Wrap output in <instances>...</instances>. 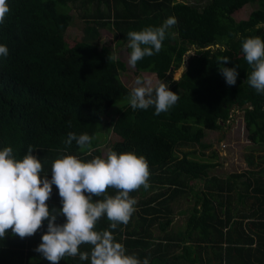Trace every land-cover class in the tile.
Segmentation results:
<instances>
[{
  "label": "trees",
  "instance_id": "16d2710c",
  "mask_svg": "<svg viewBox=\"0 0 264 264\" xmlns=\"http://www.w3.org/2000/svg\"><path fill=\"white\" fill-rule=\"evenodd\" d=\"M109 1L112 6L115 1L121 7L123 4L130 17L110 15ZM7 3L10 11L0 24V45L8 48V56H0V150L11 147L13 157L20 160L33 146V155L42 164L41 177L51 180L53 162L64 155H74L83 162L101 158L100 147L108 145L102 123L118 105L109 124L117 140L109 143L107 154L143 156L150 172L149 187L129 193L137 202L130 220H165L159 224L163 235L156 245L162 249V257L155 259L157 249L152 245V254H145L149 264H264V157L258 156L256 162L247 156L245 172L219 178L209 174L217 164L193 159V153L184 151L176 156L183 147H207L199 136L203 129L211 128L207 116L226 119L230 105L239 110L245 103L250 106L240 116L246 141L264 149V94L247 83L252 68L247 61L227 62L225 67L237 66L233 86L215 71L220 63L212 59L191 60L177 81L171 78L191 45L193 49H199V44L229 49L246 38L262 40L264 0H204L202 5L176 0ZM246 4L254 9L245 19L235 20L232 15ZM76 9L83 14L82 38L66 47L64 33L71 22V10ZM89 10L93 12L89 14ZM169 17H175L177 23L168 30L161 51L144 57L133 69L135 75L151 73L178 95V103L160 115L154 114V106L133 110L128 103L130 90L119 79L125 65L112 57L110 49L97 44L98 31L106 28L121 45H128L129 31L158 27ZM127 50L131 52L129 47ZM198 102L203 107L191 110V103ZM194 113L195 122L187 123L186 117ZM100 131L102 137L97 138ZM69 132L94 139L81 149L75 141L65 143ZM199 179L203 188L196 191L190 182ZM108 189L112 197L118 194L117 189ZM57 190L53 185L46 202L50 211L62 208ZM189 194L192 205L187 200ZM178 204L186 205L178 213L185 215V223L171 235L165 229ZM25 241L8 230L0 238V264H21ZM140 243L147 247L150 241Z\"/></svg>",
  "mask_w": 264,
  "mask_h": 264
},
{
  "label": "clouds",
  "instance_id": "9594fccd",
  "mask_svg": "<svg viewBox=\"0 0 264 264\" xmlns=\"http://www.w3.org/2000/svg\"><path fill=\"white\" fill-rule=\"evenodd\" d=\"M9 11L7 0H0V24L4 23ZM176 23L175 17H169L158 27L129 31L127 40L131 52L128 64L135 67L144 57L158 54L168 30ZM242 51L252 68L247 83L257 93L264 94V40L246 38L242 41ZM0 56H8L5 45H0ZM229 60L222 57L218 71L226 84L233 86L238 72L237 66H224ZM134 83L136 86L128 93V103L133 110H147L154 106V114L160 115L168 112L179 99L163 83L153 88L150 80L141 77H137ZM93 139L88 134L77 136L69 132L65 143L70 145L75 141L84 149ZM33 151L30 145L27 154L17 160L11 147L0 150V238H4L8 230L21 238L32 236L47 220V232L42 235V242L35 251L50 264H59L65 256L77 255L82 261L90 259V264H149L147 258L141 261L135 255H127L125 247L115 241L111 231L94 230L102 216L111 222V229L128 224L137 203L129 193L141 186L149 187L150 172L143 156L112 151L106 159L96 157L83 162L74 155H64L53 162L49 180L46 176L41 177L42 164ZM53 185L58 189L62 208L50 211L46 202ZM108 188L117 189L118 194L114 197L104 195ZM93 196H104V199L93 202ZM58 216L65 217L66 221L57 224ZM82 244L91 246L90 253L79 252Z\"/></svg>",
  "mask_w": 264,
  "mask_h": 264
},
{
  "label": "rangeland",
  "instance_id": "374dc122",
  "mask_svg": "<svg viewBox=\"0 0 264 264\" xmlns=\"http://www.w3.org/2000/svg\"><path fill=\"white\" fill-rule=\"evenodd\" d=\"M176 1H184L188 4H199L202 5L204 3V0H176ZM254 5H256L254 3ZM91 6V5H90ZM105 12V9L102 8ZM254 9V6H251L249 4H246L243 8L236 11L232 17L235 20H241L245 19L247 15ZM92 10H89V14L92 13ZM85 13V12H84ZM71 22L69 24V27L66 29L64 33V42L65 46H71L73 42L78 41L82 38V27H83V21H82V11L80 9L71 10ZM99 37L97 39V44L104 45L110 51L112 52V57L115 59L120 60L125 65V71L119 73V79L122 85L127 88L128 90H131L133 87H135V80L136 75L137 77H141L144 80H150L152 82V87L155 88L160 83L156 81L155 77L151 73H136L134 74V69L128 64V58L130 51L127 50L128 45L120 43V41L113 38L112 31L108 29H99L98 31ZM263 39L264 40V32H263ZM199 49H193V46L191 45L188 48V51L185 53L184 56V62L171 74L172 81H177L176 79L179 78V76L186 70L188 67V62L191 60H205V59H212L214 61H220L222 57H228L229 61H246L244 53L242 51V42L238 41L234 43L229 49L223 48L219 45H212L210 47H203L201 44ZM209 50V52H208ZM219 65V63L217 64ZM220 66V65H219ZM215 71H218L215 70ZM181 88L183 86L179 85ZM184 89V87H183ZM177 92V91H176ZM178 103V101H177ZM176 103V104H177ZM247 103H245L243 106H245ZM118 105L113 107L110 111L107 117L104 119V122L102 123V132L105 133L107 136L106 140L109 143L117 140V138L111 134L109 130V124L111 123V119L115 117V113L118 112ZM206 106V105H205ZM242 106V107H243ZM203 107V104L201 102L198 103H191L190 109L191 110H200ZM241 107V108H242ZM240 108V109H241ZM240 109H236V107H231V105L227 108V113L224 114L225 117H219V115L216 116V118L212 119L210 116H207L210 121H207L206 123H210L211 128L210 129H203L202 135L200 136L201 144H206V148H200L197 145H190L187 147L181 148L180 152L176 153L177 157L181 156V152H189L193 153V156L191 158L197 159L200 161H207L210 163H215L218 166L213 169L212 172H210V175L218 176L219 178H224L226 175L234 174V173H243L247 170L245 157L252 156L253 158L262 156L264 157V149L260 148L258 146H254L250 144L248 141H246L245 138V132L243 129V123L241 121V114ZM196 115V116H195ZM189 122H195L197 119V113L191 114L188 117ZM185 119V118H184ZM184 119L182 122H184ZM191 119V121H189ZM226 121V123H224ZM222 123L223 127L219 124ZM219 126V129L217 128ZM97 138L102 137L101 131L98 132ZM219 143L223 144V147L219 145ZM108 145L104 147H100V153L101 156H106L108 152ZM223 148V149H222ZM214 152V153H213ZM213 153L214 158L210 157V155ZM200 154H204V157H201ZM257 162V161H256ZM261 167L264 170V164H261ZM263 181H264V174H263ZM191 187H193L194 190L200 191L203 188V180H195L193 182H190ZM188 202L192 205L193 202V196L189 194L188 196ZM233 202V201H232ZM249 202H247L248 204ZM233 204V203H232ZM179 205V208H184L186 205L183 204ZM189 205V204H188ZM187 205V206H188ZM185 223V215L178 218V220L175 222L176 226L181 229Z\"/></svg>",
  "mask_w": 264,
  "mask_h": 264
},
{
  "label": "crops",
  "instance_id": "0c3cea01",
  "mask_svg": "<svg viewBox=\"0 0 264 264\" xmlns=\"http://www.w3.org/2000/svg\"><path fill=\"white\" fill-rule=\"evenodd\" d=\"M120 4H121L120 2L115 1L114 5L112 6L111 2L109 1L108 9L110 15H112V13H115L117 18H119V16L126 17L128 15V13L123 11L124 10L123 4L122 7ZM127 17H130V15ZM224 123H226V121ZM221 126H223V124H221ZM101 158H105V156H101ZM256 158L257 157H255V160ZM104 195L112 197L113 192H109V189H107ZM93 200L96 201L97 198L93 196ZM59 207H62V205H59ZM178 213H179V206H177L175 210H173L172 213L173 215L171 216V220H172L171 224L165 229V231L168 234L173 235L178 230L176 229L178 227L175 224L178 218L181 217ZM62 219L63 216L57 218L56 223L62 224L66 221ZM247 220H254V219H247ZM164 221L165 220H136L135 218L133 220H129L127 225L120 224L117 226L116 229H111L110 227L111 222L107 219L106 216H102L101 220L97 221L94 230L98 232L104 230L111 231L114 235L115 241L121 243L125 247L127 255H135L139 260L143 261L146 258L145 254L148 253L152 254V251L156 250L159 247L156 246L158 243H160L159 241H157V238L163 235L159 224H161V222L164 223ZM47 223L48 221L45 220L41 228L38 229L35 234L29 237H25L26 241H25V246L23 248L24 256L22 258L23 261L21 264H50V262L46 258H44L41 254L35 251V248L38 247V245L42 242L41 241L42 235L47 232ZM15 236L19 237L18 235ZM147 241H150L149 243L150 248L149 246L146 247V244L143 245L142 243H140V242L146 243ZM152 245H155L154 250H151ZM90 251H91V246L88 244H82L79 247V252L90 253ZM153 254L155 256V259L161 258L162 249H157L156 251L153 252ZM59 264H90V259L82 261L80 260L79 255H77L76 257L65 256L61 259Z\"/></svg>",
  "mask_w": 264,
  "mask_h": 264
},
{
  "label": "water",
  "instance_id": "95a60500",
  "mask_svg": "<svg viewBox=\"0 0 264 264\" xmlns=\"http://www.w3.org/2000/svg\"><path fill=\"white\" fill-rule=\"evenodd\" d=\"M249 106H250V103H247L245 106H243L240 110L241 111H243V110H245L246 108H249Z\"/></svg>",
  "mask_w": 264,
  "mask_h": 264
},
{
  "label": "built area",
  "instance_id": "2783aa9c",
  "mask_svg": "<svg viewBox=\"0 0 264 264\" xmlns=\"http://www.w3.org/2000/svg\"><path fill=\"white\" fill-rule=\"evenodd\" d=\"M219 145L221 146V147H223V144L222 143H219ZM223 149V148H222Z\"/></svg>",
  "mask_w": 264,
  "mask_h": 264
}]
</instances>
